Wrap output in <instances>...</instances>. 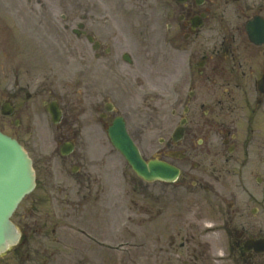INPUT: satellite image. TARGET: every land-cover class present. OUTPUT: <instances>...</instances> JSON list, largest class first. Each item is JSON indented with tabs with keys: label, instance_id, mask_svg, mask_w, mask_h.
Here are the masks:
<instances>
[{
	"label": "rangeland",
	"instance_id": "obj_1",
	"mask_svg": "<svg viewBox=\"0 0 264 264\" xmlns=\"http://www.w3.org/2000/svg\"><path fill=\"white\" fill-rule=\"evenodd\" d=\"M12 2L13 11L16 12L15 4L17 8L24 10L21 21L27 24L26 28L31 36L27 40L24 79L29 83L28 90L32 95L28 98V106L23 113L25 120L21 133L32 155L41 160L38 168L47 189V197L40 204V212L35 213L37 208H33L34 215L43 217L37 216L33 221H27L32 225H36V220L43 222V219L54 218H62V221L67 222L60 224L59 243L41 235L34 236L26 246L19 245L8 251L0 259V264H20L22 257L19 254L25 247L31 253L28 264H51L52 260L53 264H169V254L166 251L171 233L177 241L174 246L179 248L182 257L186 255V237L191 234L193 238L190 241L202 242L203 248L208 249L205 252L206 259L209 258L210 251H219L221 257H224V253H227V229L231 227L249 232L262 231L264 234V199L261 198L260 190L255 193H259L257 201H242L236 211L227 209L225 205L228 193H222L226 198L217 199V204L211 200L204 202L208 198H200L201 203L203 202L201 205L197 203V197L189 193L182 203L183 214L178 217L176 213L173 217L165 206L172 205L175 200L174 185L148 183L138 177L107 135L106 127L110 117L101 118L104 107L100 106L99 109L94 106V103L101 100V95L96 94V88L92 90L88 86V83L97 80V76L88 72L91 49L85 38L80 39L71 31L84 15L87 17L90 12L93 13V8L97 20L103 22L106 17L109 23H118L115 28L119 44L131 42L132 53L137 59L132 69H126L133 77L134 87H124L111 97L117 103L118 111L129 118V129L137 136L138 144L146 156H151L161 145L160 137H166L172 125L167 111L164 56L168 52V46L164 41V34L166 35V23L169 20L167 14L169 11L175 12L173 10L178 6L175 0H43L44 7L37 0L31 3L27 0ZM40 7L49 9L47 13L53 12L48 17L58 25L55 37L48 39V33L44 32L43 28L51 23L47 15L42 25L36 11H31V8ZM62 13L68 15L67 21L62 20ZM66 22L70 24L69 31L65 29ZM130 24L133 25L132 28ZM148 29L152 31L150 37L139 36L140 41H136L131 33L132 30L136 32ZM39 31L44 32L43 37H39ZM149 39L151 42H148ZM154 54H158L159 60L156 63L151 61ZM100 64H96L99 71ZM9 70L5 63L0 66V103L6 98ZM109 83L116 85L115 79H111ZM40 89L54 91L67 111L66 115L76 113V121L70 117V122L58 129L52 123L44 102L48 100L49 93L46 91L42 94ZM3 122L9 126L0 116V124H4ZM67 130L69 133L66 135L77 136L79 140L75 151L77 153L65 161L59 157V137L60 133ZM78 158H82L85 164L84 171L92 172L95 176L102 175L103 178L105 176L108 192L103 208L96 210L93 207L96 203L94 200L79 207H73L68 201L71 196L65 200L64 194L66 196L73 184L71 176L74 175L68 164L76 163ZM219 180L225 189L230 185L231 177L221 176ZM158 194L161 195L159 201L156 200ZM99 198L100 195L97 199ZM254 205L259 207L255 214L250 211ZM103 210L107 211V222L98 223L97 236L106 237L108 247L105 249L68 225L69 222L79 225L77 221L87 223L89 220H100ZM161 210L160 215L151 214ZM25 211L26 202L21 203L14 212L12 219L18 225L22 223ZM208 224L214 225L216 231L201 236ZM182 241L186 242L184 247L180 246ZM47 250L48 256L45 252ZM173 252L176 255L172 256L177 257V252ZM227 257L217 259L215 264H240L241 259L237 258L233 262L229 254ZM262 261L264 253L256 255L248 263L259 264ZM175 264L183 263L177 259Z\"/></svg>",
	"mask_w": 264,
	"mask_h": 264
},
{
	"label": "flooded vegetation",
	"instance_id": "obj_2",
	"mask_svg": "<svg viewBox=\"0 0 264 264\" xmlns=\"http://www.w3.org/2000/svg\"><path fill=\"white\" fill-rule=\"evenodd\" d=\"M5 5V0H0V13L3 11L6 15L7 8L2 7ZM48 10L40 8L38 14L42 15L41 21L47 15L48 21L52 22L47 25L49 29L44 31L48 32L49 38L55 37L51 31H56L58 25L48 17L52 15L51 11L47 13ZM92 11L95 13L94 8ZM93 13L90 12V16L86 17L87 22L78 31L75 27L72 30L79 36H85L92 48L88 72L97 76V80L88 83V86L92 90L96 88V94L101 95V100L94 106H104L101 117L105 119L116 110L115 104L109 102V97L115 95L119 87L123 88L124 81L128 86L132 82L130 72H121L120 57L124 59L126 51L119 56L115 47H132V44H119L115 28L118 23H109L106 17L101 22ZM61 16L68 19L66 13ZM168 16L171 18L166 34L169 45L166 55L167 111L172 124L171 132L180 127L181 137L175 140L171 133L169 138H161V145L153 157L170 160L179 166L182 183L176 185L175 200L165 209L173 217L176 213L181 217L182 203L189 193L197 197L200 205L203 203L200 198H208L204 202L211 200L217 204V199L225 197L222 193H227L219 180L221 176L231 177L229 194L234 201L228 202L229 207L233 208L235 202L243 198V192L245 196L248 194L252 197V190L256 186L261 188L264 199V0H186L180 5L175 24L172 22V13ZM13 26L25 27L23 24L5 23L0 15V63H8L7 68L10 67L5 101L8 100L13 108L11 114L1 116L8 127L16 129V137L23 142L17 132L24 125L23 113L28 106V99H24V95L28 98L29 83L24 79L22 65L24 46H15L12 40L6 42L13 37ZM65 27L68 28V24ZM151 32V29L131 31L136 41H140L139 36L150 37ZM173 51L179 52V55ZM99 60L102 67L100 71L96 66ZM111 79L117 80L115 86L109 83ZM46 91L48 96H56L51 89H40L42 94ZM62 111V123L70 122V117L76 121V113L66 115V109L62 108ZM111 116L114 118L117 114ZM125 117L129 122V118ZM0 126L6 129L5 123ZM68 133V130L62 132L61 136ZM72 138L75 137L67 136L66 139L73 141ZM81 164H84L82 158H78L73 180L80 188L78 200L82 202L94 195L97 198L103 195L105 187L102 181L94 187L91 183L92 173L84 171ZM87 182L85 190L84 184ZM38 186L39 181L37 189ZM160 196L158 194L156 200L159 201ZM42 197L43 191L38 190L29 199V211L41 202ZM157 211L150 213H162V210ZM24 217L25 236L28 231L48 228L44 222L49 221H36V225H32L27 221L28 216ZM51 229L53 233L57 231V227ZM186 238V246L184 241L180 245L186 247V255L182 257L180 254L178 259L186 264H211L208 262L213 260L212 255L205 258L208 249L203 248L202 242L190 241L193 238L191 234ZM169 239L167 251L179 252V248L174 246L177 241L172 233ZM168 259L173 261L171 254Z\"/></svg>",
	"mask_w": 264,
	"mask_h": 264
},
{
	"label": "water",
	"instance_id": "obj_3",
	"mask_svg": "<svg viewBox=\"0 0 264 264\" xmlns=\"http://www.w3.org/2000/svg\"><path fill=\"white\" fill-rule=\"evenodd\" d=\"M55 122L60 119V109L52 102L48 105ZM114 145L126 156L134 170L146 180L174 179L178 168L154 159L147 162L126 130L122 118H117L109 128ZM34 186L32 161L17 140L0 132V252L17 242L19 232L10 220L22 196ZM246 249L264 250V239L248 240Z\"/></svg>",
	"mask_w": 264,
	"mask_h": 264
}]
</instances>
